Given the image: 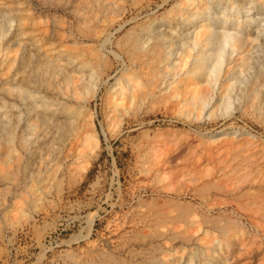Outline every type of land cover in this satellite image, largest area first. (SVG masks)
Listing matches in <instances>:
<instances>
[{
	"label": "rangeland",
	"instance_id": "374dc122",
	"mask_svg": "<svg viewBox=\"0 0 264 264\" xmlns=\"http://www.w3.org/2000/svg\"><path fill=\"white\" fill-rule=\"evenodd\" d=\"M106 1L107 4L110 3V5H112L109 6L110 9L113 7L112 11H109V8H101L100 5L97 4L96 0H0V13L7 12L11 17L9 21L2 23L0 30L2 31V34L0 32L1 84L5 83V81L8 80L13 72L17 71L20 79L26 83L29 82V85L33 88H38L40 84L45 87L50 86L56 66L54 61H51V59L48 58H52L54 56L61 57L63 60L64 58L71 56L97 57L95 50H97V53L100 54H102V51H108L107 53L109 57L112 58L114 62L113 69H110L108 72L105 70V72L102 74V83L100 84V87L96 93L88 92L85 90V87H83L80 89L78 97L68 101L58 94L53 95L51 93L56 99L59 97V100L61 99L64 102L66 101L67 103H70L69 105L71 106L72 114L78 116L76 120L80 121L81 119L80 125H78L79 121L75 122V126L78 125V127H75V131L76 134L79 135L78 138L76 135V143L79 146L80 154H78L79 157L73 159L69 167L63 168V166H61L64 158L62 150L66 148L67 140L61 139L58 143H54V145H44V149H42L43 147L40 148V155H43V157H40L38 160H36L38 161L37 163L35 161L30 166L32 173L29 179V184H27L25 187L23 186L25 189L23 187H8L5 183H3L2 185L4 187L6 185L8 187L7 189H9L7 193L6 190L4 191L6 187L4 188L2 185H0V264H81V262L82 264L85 262L87 264V261L91 260L92 257V262L96 259L95 262L97 261V264L99 263V260H102V258L110 256L109 254H111V256H114L115 254V256L118 257L122 256L123 258L127 259L126 261H128L130 264H133V262L134 264H137L136 260H139L145 252H148V248H150V250L153 249V246L155 247L157 245L158 240H161L156 238L157 240L152 241L151 243L150 235L154 232V229H157L158 227L157 225H155L157 228L147 224L146 225L148 227L145 224L139 225V220L142 218L140 216H146L145 218L148 221L151 219L153 220L156 216H158L156 213L159 212V210L162 208H167V205H165L166 200L168 198H172V200L178 199L177 194L179 193L181 194V200L192 199L191 201L196 203L204 199V197L208 198L207 203L216 207L215 210L207 211L209 214H215L214 216H216L218 214L223 215L224 213H230L232 218L239 220V223L243 226L245 232L239 235L237 242L233 245L235 249L231 252H227V250H225L223 253L224 256L227 258L231 257V260H236L235 264H264V217H259L260 211L257 212L258 210H256V208L258 209L259 206L264 203V196H262L264 195V193H262L264 191L262 190L264 189V170L260 168L264 166V156H262V158L260 157L261 155H264V104L256 100L255 103H250L247 109L236 110L232 117L226 119L219 118L215 121H210L208 119H203L201 121L192 120L188 117L178 115L175 112V109L173 110L172 106H164L162 104H153V107L149 106V108L140 107L137 110L138 112L135 114L131 110V113H125L122 115L118 109H115L113 106L112 108L107 103V101H105V99H107L109 96L108 92L111 91L114 86H117L114 85L116 83L115 81H117L116 74L120 75L123 64L121 60L117 58L111 51L114 45L108 43L109 46H103L102 43L104 39L102 38H104L105 35H109L108 33L112 31L111 39L114 41L117 37H120V35L122 36L128 29H132L131 27L137 29L140 26H144L145 23L147 24L148 21L151 22V19L155 20L158 17L168 14V10L174 4H176L177 0H113L114 4H116L115 6L117 10L115 9L114 4H111V0H102L104 4ZM117 3L119 4L117 5ZM120 5L123 7H120ZM93 6H95L96 10H98V15H100L99 17L102 18V21L100 18L99 20L91 15ZM114 11L116 13H114ZM114 14L116 15V18H114ZM44 15H48L46 17L50 18H43L42 16ZM88 25L89 27L90 25H95V27H91L93 29L92 30L88 27ZM118 25H122V27ZM102 28H105L106 30L104 29L103 31ZM11 29H13V31ZM94 29L95 31H98L95 39L91 37V33L95 32ZM17 39L20 41L18 42ZM86 42L90 47L92 46L91 48L95 49L93 50V54L90 52V49H88L89 46H87L88 44ZM89 42L92 45H90ZM22 43L25 45L28 44L32 47V49L36 50L33 51L36 52V57H38L36 58L37 60H26L28 59V55L26 52H24L25 45L23 47ZM77 44L78 46H76ZM75 47H77V49H81V51L77 49L74 51ZM80 52L81 55H84H79ZM23 57L26 59L23 60ZM22 60L24 62H21ZM83 95H87L89 97L85 101H80ZM2 96H5V94H3L2 90L0 89V98ZM120 117L123 118L121 122H119ZM83 119H87L88 121L90 120L91 124H89L90 122L87 123L88 121L86 122ZM233 119L234 121H232ZM231 121L233 124H237H235L233 127V124L232 126L230 124ZM173 128L177 130H173ZM183 128H185L187 131L185 132V129ZM234 129H238L235 133L231 132L232 137L234 138H229L230 136L228 137L227 134H223L230 140L223 139V141H219L223 138V135L222 138L214 141L207 140L208 134H215L220 131L227 132ZM169 130L171 134H169ZM181 130L182 132H180ZM175 131L176 133L177 131L179 132L177 133L178 135L176 134L178 137L177 140H175ZM195 133L197 135H195ZM86 134H89V142L85 145L81 140ZM179 134L181 135L179 136ZM182 134H184L183 137H181ZM200 134H203V136H199ZM251 134L254 136L252 137ZM187 135L188 138H185ZM236 135L237 139L235 138ZM94 138H96V143ZM224 138L226 139V137ZM250 139H258V141L256 140L255 142L254 140H251V142L248 141L249 143H247L246 141ZM198 141L201 143H197ZM252 141L257 144L253 145L254 142L252 143ZM223 143L224 146H226V150L228 149L227 152H222L225 150ZM225 143L230 146H227V144L225 145ZM195 145L199 146V149L203 146V149L209 148L210 153L207 149L200 151ZM194 146L196 150L193 148ZM235 146L237 148H235ZM248 146H250V148ZM189 147H192V149L187 151L190 149ZM229 147L232 149V152ZM245 148L247 150L243 151ZM197 149L199 152H196ZM237 149H241V151H235ZM181 150L183 151L181 152ZM90 151L94 155L88 159L86 154ZM185 151L187 152L185 153ZM216 151H219V153L217 154ZM234 151L238 153L234 154ZM179 152L181 153L179 154ZM242 152H244V154ZM195 153H198L199 155L197 156ZM231 153L234 155V159H231V156L233 158ZM239 153L240 155H238L236 158L235 155ZM245 153L247 155H245ZM249 153L250 155L252 154L251 157H249ZM183 154H185V156H182ZM203 155L206 156L207 161ZM216 156L221 157L215 158ZM243 156H245L247 159H242L244 158ZM222 157L226 158L222 159ZM229 158L232 161L227 163V161H230ZM238 158H240L242 161ZM172 159L175 160V163H172ZM176 159H180L177 161V164ZM203 159L206 161L205 163L207 166L205 167L203 165L204 163H200L204 161ZM49 160L50 162L48 163ZM166 160L168 162L170 161L171 163H168ZM195 160L197 161L195 162ZM248 160L249 162L251 161V164L248 163ZM164 161L166 162L164 163ZM212 161L218 162L215 164ZM238 161L239 164L237 163ZM223 163L226 165L230 164L231 166L234 165L235 167H239V171H236L233 169L234 166H232L234 175L242 174L243 171L248 173L247 171L251 168H255L257 164L258 166L260 165V170L258 167L256 168L258 173L257 176L254 175L256 179L253 177L254 181L253 179L251 180V175L253 176L254 172L256 173V171L255 169H253L254 171L251 169L249 171L250 175L244 174L246 177L245 179L243 178V182H241L239 185H235L233 183L234 179L231 180V178L234 176L232 173V177L229 175H227L228 178L224 176L225 179H227L226 182L224 177L219 176V173L222 172L220 170L221 168H224L223 170L231 169L230 165L227 166L228 168L225 167L226 165L223 167ZM184 164L185 167L188 164L190 165V167L188 166L189 169L186 167L190 173L183 169L185 168ZM241 164L245 165H243V170L240 169V167L242 168V166H240ZM252 165L254 167H252ZM170 166L172 167L173 171L170 170ZM174 166H176L175 168L177 170H181L179 167L183 166V168L181 167L183 169L181 171L187 172L188 175L187 173L182 175V172L176 171ZM191 166L194 168L197 166L199 167L196 168V171L195 169L191 168ZM210 166H214L212 167L213 172L212 170H209V168L211 169ZM83 167H85L84 170H79ZM155 167H162L161 169L163 171L161 169H156ZM203 167L204 170L202 173H200V170ZM218 168L220 169L218 170ZM46 169L49 171V173ZM155 170H158L159 172L161 171L160 175L157 174L159 172ZM168 170H170L173 174L169 175L170 173H168ZM78 171L81 173L79 174ZM154 171L156 175L154 174ZM174 171L181 173H178L181 175V177L178 176L177 173L174 174ZM194 172L198 176L201 174L199 179L197 178L198 176L196 177V175H194ZM198 172L199 174H197ZM157 175L160 176L157 177L160 182L159 180L157 181L155 177H152ZM175 175H177L179 178ZM189 175H192V178L195 176L197 179H188L190 178ZM173 176H175V178ZM162 178L164 179L162 180ZM216 178L218 180L223 178L224 181H221L224 184L221 183L220 180L218 181ZM153 179L155 183H153ZM168 179L169 181L171 180L170 183H168ZM172 180H180V182L178 181L175 183ZM204 180H207L205 183H207L208 186H210V184L213 182L212 180H217L218 183L220 182L223 184V186L217 185V187L214 189L213 186H215V183L218 184L217 181H214V184H211L210 188H205H208V190H202L204 186H206L203 182ZM208 180L212 182L210 183ZM196 182H199L198 186H196ZM231 182L232 184H230ZM226 183H229V185L224 186ZM162 184H164L167 189H165L166 187L161 188ZM178 184H181L180 187H178ZM185 184H189L188 186L186 185L187 189H185ZM202 184H204V186ZM201 185L202 187H200V189H196ZM257 186L262 191L260 189L257 190ZM193 187H195V190ZM232 187H235L233 189L235 193H226L227 189ZM252 187H256V189H252ZM176 188L178 191H175ZM251 189L252 191H250ZM17 190H19V192ZM198 190H201L202 193L205 192V194L200 195L199 193L201 192ZM239 192L240 196L238 194ZM247 193L248 195H245ZM257 193L262 198L257 195ZM216 194H218V198L216 197ZM170 195L172 196L170 197ZM225 196L229 198V201ZM256 196L258 199H253L255 202L254 204L253 200H251V197L256 198ZM212 198L214 200L217 198L214 201L216 204L212 202ZM223 199L227 202H224ZM209 200L211 202H209ZM233 200L236 201V204L233 202ZM258 200L260 202H257ZM141 201L145 203L143 204ZM150 201L153 206H147ZM162 201H165L163 202L164 204ZM170 201H168L166 204L170 203ZM219 201H221L222 204L219 203ZM154 202H156L155 204L158 205V208ZM161 203L162 206L160 205ZM171 203L170 205L173 204ZM249 203L252 205H249ZM145 204L148 208L144 207ZM250 207L252 209V213L249 210ZM149 208L150 210H148V212H150H145V210L147 211ZM136 209L138 210L137 213H135L137 211ZM140 210H143L144 212ZM170 210L171 209H169V211ZM153 212L154 214H152ZM160 212V215L156 218L166 214H163L162 211V215ZM132 218H134L133 221ZM142 219H144V217ZM136 220L138 222H136ZM251 220H254L253 223H255L252 224L250 222ZM141 227H146L144 228L145 231L143 232V234H147L145 241H143L138 236L142 234V232L137 233L141 231ZM138 228H141L139 229L140 231H137ZM161 228L164 230V227H160V229ZM152 229L153 231H151ZM146 230L149 231L146 232ZM136 233L138 235H136ZM134 238H137V240ZM156 241L157 243H155ZM251 241H253V243ZM129 243H131V245ZM142 247H145V249L147 248V251ZM107 249H109L111 253ZM130 249L131 251H135L131 253ZM126 251L128 253H126ZM117 253H120L121 255H118ZM133 254H136L137 256H134ZM88 263L90 264V261H88ZM100 263H103V261Z\"/></svg>",
	"mask_w": 264,
	"mask_h": 264
},
{
	"label": "bare ground",
	"instance_id": "6f19581e",
	"mask_svg": "<svg viewBox=\"0 0 264 264\" xmlns=\"http://www.w3.org/2000/svg\"><path fill=\"white\" fill-rule=\"evenodd\" d=\"M96 1H97V4H99L101 8H103V7H104V9L109 8V11L110 10L112 11L113 7L111 9L109 7L112 5H110V3L107 4V1L105 4H104V2H102V0H96ZM111 4H114L113 0H111ZM118 4L119 3H117V5ZM115 5L116 4H114V7L117 10ZM121 6L122 5H120V7ZM120 7H119V9H120ZM114 13H116V12L114 11ZM91 15L94 18H97V19L100 18L99 17L100 15H98V10H96L95 6H93V8L91 10ZM46 16H48V15H46ZM46 16L44 15L42 17L48 18ZM107 16H109V15H107ZM114 18H116V15L114 16ZM10 19H11V17L7 12L0 13V30L2 27V23L5 21H9ZM100 19L102 21V18H100ZM99 20H98V22H99ZM111 21H113V20H111ZM82 23H83V21H82ZM92 23H93V21H92ZM145 24H144V26H140V27L138 26L139 28H137V29H135L134 27H131L132 29H128V30L126 29L127 31L125 33L123 32L124 34L122 33L123 34L122 36L120 35V37H117L115 39L116 41L115 40L112 41V39H111L112 31L108 33L109 35H105V37L102 38V39H104L103 43H102L103 46L107 47L108 43L114 45V47L112 48L111 51L114 53V55L117 58H119L121 60V62L123 64L122 71H121L120 75L116 74L117 81H115V82L117 84L115 83L114 85H117V86H114V88L110 87V88H112V90L108 92L109 96L107 99H105V101H107V103L111 107L113 106L115 109H118L122 115H124L125 113H131V110L135 114L136 112H138L137 110L140 107H148L149 108V106H152L153 104H162L164 106H168V105L172 106L173 110L175 109V112L178 115L188 117L192 120L201 121L203 119H206V120L208 119L210 121L211 120L215 121V120H218L219 118L226 119V118L232 117L236 110H238V109L245 110L249 107L250 103L253 104L256 102V100H258V101H260V103L264 104V0H177L176 4H174L168 10V14L163 15L162 17H158L155 20L151 19V22L148 21L147 24L146 25ZM93 26L95 27V25H90V27L88 25L89 28H91ZM118 26L122 27V25H118ZM97 27H98V25H97ZM86 28H87V26H86ZM104 29H103V31H104ZM11 30L13 31V29H11ZM94 31H95V29H94ZM0 32L2 34V31H0ZM97 33H98V31L91 33L92 34L91 37L93 39H95V36ZM83 35H84V33H83ZM19 41L20 40H18V42ZM74 42H75V39H74ZM22 44L24 47L25 44L24 43H22ZM90 45H92V44L90 43ZM95 45H96V43H95ZM40 46H41V44H40ZM76 46H78V44ZM82 46H83V44H82ZM87 46H89V44ZM91 47L89 46L88 49H90V52L93 54L94 53L93 50H95V49L91 48ZM103 48H105V47H103ZM76 49H77V47H75L74 51H76ZM33 50H35V49H32L31 46L26 44L24 47V52H26V54L28 55V57H27L28 59L23 57L24 58L23 60L26 59L28 61H33L36 58H38V57H36V52H35L36 50L35 51H33ZM77 50L81 51V49H77ZM107 52L102 51V54H100V53H97V50H95V54L97 57H87V56L86 57H77V56L72 57L71 56V57L64 58V60L61 59V57H56V56H54L52 58L49 57L48 59H51V61H54V64L56 67L54 69L55 71L53 73L52 83L50 82V86H47V87L42 86L40 84L38 88H33L32 86L29 85V82L26 83L22 79H20L17 71L13 72L10 75V77L8 78V80L5 81V83H2V84L0 83L1 84L0 89L2 90V93L5 94V96H2L0 98V185L5 183L8 187H11V186L12 187H23V186L25 187V186H27V184H29V179H30V176L32 173L30 170V168H31L30 166L36 160H38L40 157H43V155L42 156L40 155V148L43 147L42 149H44L45 148L44 145H54V143H58L61 139L67 140L66 148H64V150H62V154L64 157L63 162L62 163L60 162L61 166H63V168L69 167V165H70V163H72L73 159L79 157L78 154H80V150H79V146L76 143V140H77L79 135L76 134L75 127H78V125L81 124L80 123L81 119H80V121L76 120L78 118V116L77 115L75 116L74 114H72L71 106L69 105L70 103H67L66 101L72 100L73 98L78 97V94L80 93V89L83 87H85V90L88 92H92V93L97 92V90L100 87V84L102 83V74L105 72V70H106V72H108L110 69H113V67H114V62H113L112 58L109 57ZM79 55H81V52L79 53ZM82 55H84V54H82ZM13 58L16 59L15 57H13ZM23 60L21 62H24ZM25 63H26V61H25ZM20 76H21V74H20ZM25 76H27V75H25ZM112 86H113V84H112ZM51 93L53 95L58 94L59 96L65 98L66 104L61 99L59 100V97L56 99L54 96H52ZM88 97L89 96H87V95H83L80 101H85L86 99H88ZM145 113H147V112H145ZM87 119H85V120L83 119V120L87 122L88 121ZM122 120H123V118L120 117L119 122H121ZM77 121H79V123H78V125L76 124L77 126H75V122H77ZM232 121H234V119ZM232 121L230 122L231 126L233 124ZM87 123L91 124V121L89 120ZM195 123H196V121H195ZM193 124H194V122H193ZM228 124H229V122H228ZM235 124H237V123H235ZM235 124H233V127ZM174 129L175 128H173V130ZM183 129H185V128H183ZM76 130H78V129H76ZM170 130H172V129H170ZM170 130H169V134H171ZM175 130H177V129H175ZM222 130H223V127H222ZM226 130H229V129H226ZM237 130L234 129L232 131H227V132L220 131V132H217L215 134H208L207 140H210V141L217 140L219 138H222L223 134H227L228 137L230 136L229 138H234V137H232L231 132L235 133ZM178 131H177V133H179ZM186 131L187 130L185 129V132ZM192 131H193V129H192ZM180 132H182V130ZM185 132H183V133H185ZM87 133H88V130H87ZM177 133L175 131V133H174L175 136ZM193 133H194V131H193ZM201 133H204V132H201ZM229 133H230V135H229ZM76 135H77V138H76ZM180 135L181 134H179V136ZM195 135H197V134L195 133ZM183 136H184V134H182L181 137H183ZM199 136H203V134L202 135L200 134ZM227 136L223 135V138L220 139L219 141H221V140L223 141V139L224 140H227V139L230 140L229 138H227ZM251 136L253 137L254 135L251 134ZM251 136H250V138H251ZM224 137H226V139ZM257 137H260V136H257ZM88 138H89V134L84 135L82 137V140H81L82 143H84L86 145L89 142ZM177 138L178 137L176 136V139L175 138L174 139L177 140ZM185 138H188V135ZM235 138L237 139V135ZM263 138H264V136H263ZM94 139H95V143H96L97 142L96 138H94ZM204 139H206V138H204ZM260 139H262V138H260ZM199 140H200V138H199ZM251 140H254L255 142H256V140L258 141V139H256V140L250 139V140H247V141L245 140V141L247 143H249L248 141L251 142ZM200 141H198L197 143H201ZM254 141H252V143ZM228 142H230V141H228ZM246 142H244V143H246ZM255 142L253 143V145L257 144ZM197 143H196V145H197ZM226 144L227 143H225V145ZM195 146L193 148H195ZM223 146H224V143H223ZM223 146H222V148H223ZM227 146H230V145L227 144ZM236 146H235V148L238 147V146L237 147ZM196 147L199 149V146H196ZM203 147L200 148L199 150L201 151V150L207 149V148L203 149ZM224 147H225V150H223L222 152H225V151L227 152L228 149L226 150V146H224ZM242 147H240V148H242ZM248 147L250 148V146H248ZM187 148H188V146H187ZM54 149H55V147H54ZM191 149H192V147L190 149H188L187 151H189ZM198 149L196 152H199ZM195 150H196V148H195ZM207 150L209 152V148ZM207 150H205V151H207ZM238 150L239 149H237L235 151H238ZM246 150L247 149L245 148V150H243V151H246ZM182 151L183 150H181V152ZM187 151H185V153ZM219 151H216V153L218 154ZM235 151H234V154L238 153ZM240 151H241V149L239 150V152ZM181 152H179V154ZM231 152H232V149H231ZM254 152H255V150H254ZM263 152H261V153H263ZM242 153L244 154V152H242ZM195 154L197 156L199 155L198 153H195ZM222 154H224V153H222ZM86 155L89 159V158L93 157L94 154L90 151ZM231 155H233V154L231 153ZM238 155H240V153L235 155V157L237 158ZM245 155H247V154L245 153ZM255 155H256V153H255ZM182 156H185V154H183ZM191 156H192V154H191ZM251 156H252V154L250 155V153H249V157H251ZM262 156H264V155H261L260 157L262 158ZM204 157H205V160L207 161L206 156H204ZM217 157H221V156H216L215 158H217ZM243 157L244 158H242V159H247V158H245V156H243ZM193 158H194V156H193ZM224 158H226V157H222V159H224ZM231 159H234V155H233V158L231 156ZM238 159H240V158H238ZM179 160L180 159H176V164H177V161H179ZM205 160L200 162V163H204L203 164L204 167L207 166L205 163L206 162ZM229 160H230V158H229ZM166 161H164V163ZM172 161H173L172 163H175V160L172 159ZM196 161L197 160H195V162ZM209 161H211V160H209ZM231 161L232 160L227 161V163H229ZM261 161H263V160H261ZM37 162L38 161H36V163ZM49 162H50V160L48 161V163ZM188 162H189V160H188ZM195 162H194V164H195ZM212 162H211V164H212ZM217 162H213V163L217 164ZM250 162L248 160L249 164H251ZM254 162H255V160H254ZM225 163H223V167H224V165H226ZM237 163L239 164V161ZM166 164H163V165H166ZM244 164L240 165V166H242V168L240 167V169H242V170L244 169L243 168ZM220 165H222V164H220ZM229 165L227 164L225 167H227ZM254 165H256V164H254ZM188 166L190 167L189 164L186 165V167H188ZM192 166H191V168H193L197 171L196 168H198L199 166H197L196 168H194ZM214 166H210L211 169L209 168V170H212V172H213L212 167H214ZM232 166H234V165H232ZM232 166H231L230 170H227V169L223 170L224 168H221V167H220L221 169L218 168V170L220 169L222 171L219 173V176L220 177L226 176L228 178L227 175H229L232 177L234 175L233 169L237 171L239 168V167H235V166L233 168ZM167 167H168V165H167ZM175 167L176 166H174V168ZM181 167L183 168V166H181ZM181 167H179V169H181V170L184 169L186 171L187 169H189V167L186 169L185 164H184L185 168L182 169ZM204 167L200 170V173L203 172ZM252 167H254V166L252 165ZM257 167L259 170H260V168H262L264 170V166L260 167V165L258 166V164H257V166L255 168H253V169H255L256 173L254 172L253 176L251 175V177H252L251 180L253 179V177L257 176V173H258L257 169H256ZM155 168L161 169L162 167H160V168L155 167ZM84 169H85V167L80 168L79 170L82 171ZM193 169H191V170H193ZM251 169H249L247 171L248 173H245L246 171H243V173L241 172L242 174H235L231 178V180L234 179L233 183L235 185H239L241 182H243L242 181L243 178L245 179V177H246V176H244V174H246V175L249 174V171ZM253 169H252V171H254ZM170 170L173 171L172 167ZM170 170H168V173H170L169 175L173 174V173H171ZM181 170L176 169V171L182 172V175H185L187 173V172L181 171ZM155 171H158V170H155ZM155 171H154V174H155ZM160 172L157 174L160 175ZM208 172H211V171H208ZM217 172H219V171H217ZM48 173H49V171H48ZM78 173L80 174L81 172L78 171ZM175 173H177V172L174 171V174ZM178 173H177V175L181 177V175H179L181 173H179V174ZM188 173H190V172L188 171ZM188 173H187V175H188ZM231 173L233 175H231ZM250 173H253V172H250ZM191 174H192V172H191ZM197 174H199V172ZM159 175L152 176V177H155L156 180L158 181L159 179H157V177H160ZM177 175H175V176L178 177ZM194 175H196L195 172H194ZM200 175L201 174H199V176L196 175V177L198 176L197 178L199 179ZM175 176H173V177L175 178ZM189 176H190V178H188V179L196 178L195 176L192 178L191 177L192 175H189ZM173 177H171V178H173ZM208 177H210V176H208ZM167 178H168V176H167ZM74 179H75V177H74ZM154 179H153V183H155ZM163 179L164 178H162V180ZM169 179L167 180L168 183L171 182V180L169 181ZM214 179H215V177H214ZM255 179H256V177H255ZM39 180H42V179H39ZM209 180H210V178H209ZM209 180H208V182L211 183L212 181L214 182V181H217L218 179L212 180V181H209ZM219 180L220 181L225 180V182L227 181V179H225V177H224V180H223V178L219 179ZM172 181H174V180H172ZM178 181L180 182V180H177L174 182L176 183ZM205 181L207 182V180H204L203 182L205 183ZM218 181H217V183H218ZM222 181H221V183H223ZM228 181L230 182L229 179H228ZM253 181H254V179H253ZM159 182H160V180H159ZM213 182L211 184H214ZM31 183H30V186H31ZM198 183H197V185L196 184H194V185L198 186ZM219 183L218 184L215 183V186H213V188L215 189V187H217V185L223 186V184H224V183L223 184H221V183L219 184ZM34 184H37V183H34ZM182 184H183V182H182ZM211 184H210V186H211ZM230 184H232V182ZM6 185H5L6 189H4L5 187L3 185L2 186L4 187L3 188L4 191L6 190L8 193L9 189H7L8 187ZM178 185H179L178 187H180L181 184H178ZM186 185L187 184H185V186ZM202 185L204 186V184H202ZM202 185L199 186V188L197 187L196 189H200V187H202ZM205 185L206 186H204V188L202 190H204L206 187L210 188V186H208L207 183H205ZM226 185H229V183L228 184L226 183L224 186H226ZM187 186L185 189H187ZM250 186H248V187H250ZM163 187L165 188L166 186H164V184H162L161 188H163ZM244 187H245V185H244ZM194 188L195 187H193V189ZM208 188L205 190H208ZM224 188H226V187H224ZM234 188L233 187L228 188L226 193L230 192V194H234L235 193L233 190ZM1 189H2V187H1ZM165 189H167V187ZM218 189H219V187H218ZM252 189H256V187L255 188L252 187ZM252 189L250 191H252ZM259 189L260 188L258 187L257 190H259ZM20 190H21V188H20ZM262 190H264V189H262ZM17 191L19 192V190H17ZM175 191H178L177 188L175 189ZM198 191L202 193L201 190H198ZM201 193H199V194L200 195L205 194V192L202 194ZM262 193H264V191ZM173 194H175V193H173ZM238 194L240 196V192ZM1 195H3V194H1ZM177 195H178L177 196L178 199L172 200V198H168L169 200L168 199L166 200V203H167L171 199L173 204L171 203V201H170V203L172 205H170V203H168L169 207L172 206L171 208H169L168 204L165 203V205H167L166 206L167 208H164V209L162 208L163 210L162 209L159 210V212L163 211V214L166 213L164 216H160L159 218H156L160 215L159 212H157V211H156L157 213L156 212L155 213L158 214V216H156V217L154 216L155 218L153 217L154 219L153 220L151 219L150 221H148L145 218L146 216H140L142 218L144 217V219L141 218V220H139V225L140 224H143V225L147 224V225H151L152 227L153 226L155 227V225H157V227H158V228L155 227L157 229L153 228L154 232L152 234L150 233L151 234L150 235L151 243H152V241H155L157 239H161L163 241L158 240V243L156 241L155 242V243H157V245L155 246L156 248L154 246H153V249H151V250H150V248H148L150 251L148 250V252H145L139 260H136L137 261L136 263L137 264H235L236 260H234V259L231 260V257L227 258L226 256L223 255V253L225 250H227V252L233 251L235 249V247H233V245L237 242L239 235L241 233L245 232V230L243 229V226L239 223V220L232 218L230 213H224L223 212L224 213L223 215L218 214L216 216H214L215 214L214 215L209 214V212H207V211L215 210L216 207L214 205H210L209 203H207L208 198H205L204 197L205 195L203 196L204 199L200 200L198 203L191 201L192 199L191 200H188V199L181 200L182 199L180 197L181 194L179 193ZM216 195H217L216 197L218 198V194H216ZM245 195H248V193ZM257 195H259V194L257 193ZM163 196H164V194H163ZM171 196L172 195H170V197ZM262 196H264V195H262ZM228 197H229V195H228ZM183 198H184V196H183ZM213 198H214V196H213ZM213 198H212V202H214L217 199L216 198L214 200ZM251 198H252L251 200L258 199L257 196H256V198H253V197H251ZM261 198H259V199H261ZM227 199L229 201V198H227ZM235 200H233V202H235V204H236ZM254 200H253V202H254ZM261 200H263V199H261ZM0 201H1V199H0ZM221 201H219V203H221ZM225 201L226 200H224V202ZM163 202H165V201H162V203ZM209 202H211V201L209 200ZM247 202H248V200H247ZM257 202H260V201L258 200ZM142 203L144 204L145 202H142ZM155 203L156 202H154V204ZM162 203L160 204L161 206H162ZM254 204H255V202H254ZM141 205H139V206H141ZM150 205L153 206L151 201L149 202V204L147 206H150ZM249 205H252V204L249 203ZM147 206L145 204L144 207H147ZM157 206L158 205H156V207ZM228 207H229V205H228ZM228 207H226V208H228ZM151 208H153V207H151ZM153 209H155V208H153ZM169 209H171V210L169 211ZM148 210H150V208L147 209V211L145 210V212L149 213L150 211L148 212ZM246 210H248V209H246ZM249 210H250V212L252 211L251 207ZM256 210H258L257 212L260 211L259 217H264V203L261 204L258 209L256 208ZM140 211L144 212L143 210H140ZM164 211H166V212H164ZM137 212H138V210L135 213H137ZM214 213H215V211H214ZM146 214H143V215H146ZM152 214H154V212ZM136 215H134V216H136ZM245 216H247V215H245ZM138 217H139V215H138ZM149 217H151V216H149ZM133 219L134 218H132V221H133ZM138 219H140V218H138ZM253 221L251 220L250 222L252 224H254L255 222L253 223ZM136 222H138V221L136 220ZM136 222H135V224H136ZM148 222H150V223H148ZM160 227H164V230L162 228L160 229ZM141 228H138L137 231H140L139 229H141ZM144 228H146V227H144ZM144 228H142L143 230L141 229L140 232H137V233L142 232V234L138 235L136 233V235H138L143 241L146 240V236H147V234H143V232L145 231ZM153 229L151 231H153ZM148 231L149 230H146V232H148ZM137 238H134V239L137 240ZM251 242L253 243V241H251ZM131 243H129V244L131 245ZM144 244H146V243H144ZM148 245H149V243H148ZM150 247H151V244H150ZM102 248H104V247H102ZM128 248H130V247H128ZM131 248H133V247H131ZM142 248L145 249V247H142ZM120 249H122V248H120ZM107 250L109 251V249H107ZM145 250L147 251V248ZM134 251H131V249H130L131 253ZM126 253H128V252L126 251ZM109 255L110 256H106V254H105V256H106L105 257L106 259H105V258L101 257L102 256V254H101V256H99V257H101L102 260H99L98 261L99 263H97V264H130L128 261H126L127 259L123 258L122 256L121 257L115 256L116 254L114 256L113 255L111 256V254H109ZM133 255L135 256L136 254H133ZM134 256H132V257H134ZM92 259H93V257H92ZM92 259L88 260V261H90V264L91 263L96 264V262H97V261L95 262L96 259L93 260V262H92ZM88 261H87V264H89ZM102 261H103V263H100ZM78 264H80V263H78ZM81 264H82V262H81ZM83 264H86V262ZM133 264H134V262H133Z\"/></svg>",
	"mask_w": 264,
	"mask_h": 264
}]
</instances>
